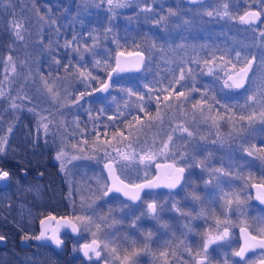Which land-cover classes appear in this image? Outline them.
<instances>
[{
    "label": "snow or ice",
    "instance_id": "snow-or-ice-1",
    "mask_svg": "<svg viewBox=\"0 0 264 264\" xmlns=\"http://www.w3.org/2000/svg\"><path fill=\"white\" fill-rule=\"evenodd\" d=\"M191 4H202L203 0H188ZM108 11L115 13L116 9L126 7L129 0H107ZM139 3L144 5L140 8L142 13H155L156 9L152 6L154 0L150 3L149 0H139ZM256 5H259L258 10H251ZM102 6V5H99ZM250 10L244 11L242 15H234L229 12L228 4L223 5V11H207L205 13L208 17H219L226 18L232 21H237L239 24L247 25L249 29L254 32L258 30L259 37L264 42V29H258L257 22L264 23V0H253V4L248 6ZM159 19L154 20V24L159 26L165 24L171 17L177 16L176 12L169 10L166 15L159 14ZM55 24V21H52ZM187 23V21H185ZM15 36L19 39H23L19 29L22 28L20 23H14ZM110 31V29H109ZM78 36H73L71 40H66L64 48L70 50L72 53H79L80 48L75 47L79 42ZM122 47L121 45H117ZM91 49L87 46L84 47L83 51L87 52ZM228 55V53H226ZM212 59L204 60L205 66H207V75L212 76L213 84L218 85L213 89H209L207 85L204 86L205 90L200 91V88L196 87V68L194 67H179V76H175V69H172L171 78L164 77L155 81L157 87H150L149 84L145 83L143 88L146 92L134 91L133 88L119 87V91L125 93L129 97V102H126V107L130 109L127 112H120L117 109L115 116H108L106 122H99L100 116L92 117L91 110L89 109L90 119L93 120V128L89 132L87 129L81 130L80 134L83 136L85 132L95 133L96 140L93 141L92 151L95 153H102L99 160L97 156L85 157L90 160L105 161L103 168L100 173V178L95 181L87 182V192L90 194L87 197L81 196V209L84 211V215H78L75 211V201L73 200V212L69 215L57 217L49 214L45 218L40 220V232L39 235L34 237L24 236V240L34 239L36 241L50 240L55 246L60 247L64 241L61 239V230H69L71 234L75 235L78 239L84 238L85 235L90 234L92 239L90 242L83 243L79 248H74V252H81L83 257L86 259L87 264H101L111 261V264H136L138 256L147 249L145 244L144 249L137 250L135 245L137 241L135 239L129 240L128 237H120L115 235L111 231H105L101 226L106 224L107 220L115 214L114 209H109L108 216L98 215L101 204H109L119 200L123 214L125 218H132L130 230L139 231L140 221L145 218H151L153 220H159L161 214L168 207L167 202L159 203L155 198L157 194L154 190L157 188H167L169 190L193 187L194 191L191 195L193 202H200L202 205L205 201L201 200V197L196 195L195 185L190 184V181L186 179V172L192 166L190 161H194L195 152L198 151L197 146L193 143L195 141L196 131L190 130L193 125L209 124L211 127L219 129L221 122L223 121H237L244 122L247 124H240L237 132L243 131L246 126L250 127L257 120L264 125V72L258 75L257 68H264V55L259 58L257 64V56L251 55V59L245 54V50L235 51V62L230 57L225 60L224 56L219 57L222 64L213 65ZM84 60L83 56L73 64L72 56H68V63L63 64L65 72H72L74 76L78 77L79 80L84 84L86 91H80L78 95L67 92L65 89L64 98L69 100L68 104H61V94L57 93L55 82L49 83L48 80H43V87L45 89V95H50L51 99L55 100L57 104L62 108H66L70 111L72 108L81 107V101L84 100L85 96H92L94 93H107L111 94V91L119 84L122 74L127 72H140L146 67L147 64L151 63V58L146 57L144 51H117L115 54V64L112 66L105 60L104 66L106 69H110L106 72V78L101 79L99 75H93L92 71H88L82 64ZM7 65H12V72L16 73V66L13 64V57L10 54L4 61ZM53 63L59 68L61 61L59 59L54 60ZM100 61H95L94 68L100 65ZM185 62L181 61V64ZM188 63L199 66L200 61H189ZM231 64V69L228 65ZM242 64L243 66L236 71L237 65ZM199 75L203 76L205 73L203 70L200 71ZM5 80H8V76L5 75ZM60 79V77H57ZM165 80L167 83L165 84ZM98 84L99 87H92V84ZM189 85H191L189 87ZM177 86L181 90L177 91ZM91 89L87 91V89ZM184 89H187L185 91ZM244 90L246 94L243 97L244 102L231 104L224 102L222 99H227L233 91ZM23 91V89H22ZM154 93H156L154 95ZM163 95L161 101L160 94ZM198 93L199 99L193 100V94ZM219 94V95H217ZM10 95V94H8ZM0 97H6L4 91L0 90ZM132 98H135V103H131ZM31 103L32 97L26 93L23 96H17L12 99L9 109H3V101H0V132L3 131V115L6 111L19 110L20 104ZM175 100L176 108L179 111L183 109L188 103H191L193 119L187 121V113L182 115L185 117V123L170 126L169 122H166L160 118L159 109L161 103L164 104L165 108H170ZM211 101V103H210ZM116 102V97H113V103ZM155 103L158 109L157 117L152 118L150 115V107ZM55 107V105L53 106ZM236 109L240 114L237 116L233 109ZM251 109L250 114L248 110ZM134 110L137 113L143 114L144 117H148L147 120H143L142 116L136 114L133 116V121L139 124L137 128L134 123L129 122L126 127L128 130V136H125L124 132L118 127L120 123L128 120V117L132 115ZM29 111L33 112L34 115H39L37 120V132L43 129L45 135V143L51 129L53 127L54 115L51 109L43 111H49V116L46 117L42 114L36 113L35 106ZM107 109H99L100 115H103ZM213 113H215L213 115ZM61 115L63 113H60ZM45 120L48 122L45 123ZM99 122V123H98ZM156 122H159L158 130L155 134L159 137V143L154 138L149 144L147 140H141L139 136L133 138V133L140 132L145 126L152 128L156 127ZM78 123V121H77ZM103 127L104 135L107 136L110 128H115L116 131L112 132V139H100L99 128ZM13 127L9 126L7 132L11 134ZM54 135V134H53ZM166 137V139H164ZM39 139V135L37 136ZM242 144L249 143V137H241ZM126 143L128 151H122L119 147H115V144ZM177 141H187L192 147L191 153L174 151L177 148ZM88 141L83 140L81 143L72 145V150L79 151L81 153L86 151ZM9 148V141L6 135L0 136V158L6 156ZM249 157L255 156L259 159H264V146L257 147L256 144H249V147L243 149ZM158 156H163L165 159H172V163H155ZM61 162L62 169L65 167V161L71 163L72 160L81 159L80 156L68 157L67 151L62 147L57 152L56 157ZM155 163V176L151 175L152 166ZM183 165V166H181ZM202 171H207L210 179L205 181V187L213 185L216 189V194L212 197L211 202L207 207H201L195 217L190 212H183L178 206L179 202L175 201L171 203L169 211H173L179 214L180 217L189 220V224H185L183 228L188 232H195L194 226L191 225V220L200 219L207 225L205 231L198 233L200 237V246L198 250H194L191 246H185L184 251L188 255V260H182L181 264H213L212 255L210 249L215 245L216 248L230 246L232 244V229L239 228L240 239L243 241L240 244L238 250H233L230 253L231 257H238L239 260L235 261V264H257L255 260H249L246 258V254L250 251L260 250L258 264H264V218L257 221L258 226L254 228L256 235H253L250 228L253 226L248 224L246 219H240L236 222L231 220L228 213L240 209L245 204L246 200H251L252 197L248 193L247 189L252 188L256 190V199L264 204V176H261L258 182H252L253 176L244 177L243 175L236 174L235 180H226L225 177L232 175L230 171H225L223 168L208 169L203 162L200 164ZM233 166L228 165L231 169ZM141 169H143V175H141ZM163 169V179L161 176V170ZM106 172V175L104 173ZM190 175V173H189ZM151 177V178H150ZM10 178V172L0 168V181L8 180ZM236 181H243V186L239 190L225 191L222 186H231ZM92 183H95V187H92ZM76 189L73 188L69 192V198L71 199L76 193ZM85 189H79V192L83 193ZM143 194V195H142ZM146 196H152L153 199L149 202L145 200ZM121 197L126 198L122 200ZM243 197V199H242ZM187 199V198H186ZM99 202V203H98ZM131 205L138 207H145L146 211H142L140 215H136L134 208ZM219 207L220 211L217 213L215 207ZM240 216H244L241 211ZM223 217V218H222ZM93 226L95 231H93ZM166 227V226H165ZM183 234V233H182ZM152 233H147L144 237L146 240H151ZM6 237L0 235V242L5 241ZM118 241H121L118 243ZM124 244H128L133 250L129 251L128 248L123 247ZM166 248L171 247V244H166ZM214 250V249H213ZM175 256V252L169 253L164 251L160 253V257L164 259L167 264L168 256ZM175 264V262H173ZM223 264H229V255L226 253L223 259Z\"/></svg>",
    "mask_w": 264,
    "mask_h": 264
},
{
    "label": "rangeland",
    "instance_id": "rangeland-1",
    "mask_svg": "<svg viewBox=\"0 0 264 264\" xmlns=\"http://www.w3.org/2000/svg\"><path fill=\"white\" fill-rule=\"evenodd\" d=\"M101 1L104 2L103 5H108L107 0H19L17 11L15 13H8V15L7 12L10 10L11 6H13L12 3H10L11 1L0 0V46L8 41V45L5 47L6 53L3 52V54H1L0 52V75L2 72L4 77L7 75L9 79L5 80L3 77V80H5L7 85L15 86L16 89H18L16 92L21 96L26 93L28 96L32 97L31 103H23L22 106L19 107V110L12 111V114L9 116L7 114L3 115V136L6 135L9 137V133L7 132L9 126L13 128L16 126L17 133L21 131L22 128L26 127L27 123L31 121L28 119H33V128L35 129L37 127L39 115H34L33 112L29 111V109L34 106L35 111L36 109L38 111L36 113L46 117L49 116V111L41 112V110H52L54 114L52 116L53 127L48 136L47 143H45L43 129H40L39 140L42 141V148L50 149L52 158L60 165L59 169L63 171L68 186L67 194H69L70 190L73 188L77 190L71 199L68 196L70 209H73V200L75 201V208L81 207V196L87 197L90 195L87 192V182L99 179L102 171L101 163L103 160H100L101 162L99 161L98 163L97 161L85 158L95 155L97 156V160H99L100 156L103 155L102 153H95L92 151L93 141L96 140L94 132L90 135L88 132H85L83 136L80 134L81 130L87 129L90 132L93 128V120L90 119L89 109L91 110L92 117L100 116L99 122H106L108 116H115L117 109H119L120 112L130 111V109L126 107V102H129V97L125 93L120 92L119 87H131L134 91L146 92L147 90L143 88L145 83L149 84L150 87H157L155 81L164 77L171 78L172 69H175L174 75L178 77L179 67H177V64L196 68V87L200 88V91L203 92L205 90L204 86L207 85L211 90L214 87H218V85H214V78L206 74L207 66H205L204 60L212 59L213 56L217 59L224 55V59H229L231 57L235 61V51L245 50V54L248 55V58H251L252 54L257 56L258 64L259 58L264 55V42L261 41L258 30L254 32L249 29L247 25H242L237 21L226 18L223 19V26L218 24L210 28V26L199 24L202 19L201 10L207 7L214 8L216 6L215 8L219 7V9H221L223 5L227 3L228 10L231 13V8H234V3L237 4L239 1L240 4L237 6L238 10L236 9L235 13V15L239 16L242 15L244 11L250 10L248 6L253 4V0H203V3L199 5L183 3L182 0H174L177 2L176 4L178 7L174 10L171 9L174 8L173 6L167 5V10L163 15H166L169 10L176 12L178 15L171 17L165 24L156 25L157 30L163 32L165 44L161 43V45L155 47L145 43V56L151 58V63L147 64L144 69L136 74L127 77L122 76L119 84L111 91L110 95L96 96L93 94L90 97L86 95L84 100L81 101V107L72 108L68 111L66 108L60 107L55 100L51 99L50 95H45V89L43 87L44 82L41 80V77L48 80L49 83L55 82L56 91L61 94V104L70 103L69 100L64 98L63 94L65 93V89H67V92L73 93V98L74 95H78L80 91H86L84 84L79 78L74 76L72 72L66 73L62 66L68 63L69 55L72 56L73 64H75L79 57L83 56V52L81 49L79 53H72L70 50H66L63 47L66 42L63 37H65L67 33L72 34L67 40H71L73 36H78L79 31L84 27L83 17H87L91 11H96ZM149 2L151 3L152 0H149ZM164 2L165 0H154L152 6L154 8L160 7ZM143 6L144 5L139 3V0H132L126 7L119 9L132 11L127 21L131 23L132 19H134L133 22L136 23L138 20L142 21L143 17L147 18V20L152 17V13H142L140 11V8ZM252 9L258 10L259 5H256ZM52 21H55V24H53ZM185 21H187V23H185ZM214 21L218 23L219 18L214 17ZM14 23H20L22 25V28L19 29L23 37L22 40L17 38L14 34L16 31ZM257 24L258 29H264V23L257 22ZM229 31L230 34H228ZM57 38H60V44L57 43L56 45L55 39ZM75 47L80 48L79 45H75ZM55 48H58L56 52L54 51ZM58 52H61L63 56L59 68L53 63L54 60L58 59L56 58ZM226 53H228V55H226ZM10 54L13 57V64L16 66V73L12 72V65L4 63ZM216 59L213 60V65L222 64L221 61L217 63ZM196 60L200 61L199 66L188 63L189 61ZM181 61L185 63L181 64ZM242 66V64H238L236 70ZM228 68L231 69L230 64ZM201 70H203L205 75H199ZM256 70L258 75L264 72V68H257ZM57 77H60V79H57ZM75 79L78 80L76 81ZM166 83L167 80H165V84ZM190 86L191 85H189V87ZM179 90L181 89L177 86V91ZM184 90L187 91V89ZM155 94L156 93H154V95ZM164 94L166 93L160 94L161 101L163 100ZM246 94L251 93H245L244 90L233 91L227 99H222L221 102L242 104L244 102L243 97ZM196 95L197 96L193 94L192 103L200 98L198 93ZM113 97H116L115 103H113ZM131 103H135V98H132ZM176 103L177 102L173 100V104L170 108H165L163 103L160 105V118L169 122L170 126L185 123V117L182 115L183 113H187V121L190 122L193 119L191 103H188L179 111L176 108ZM54 105L55 107H53ZM101 108L107 109L103 115L99 113V109ZM131 111L132 115L128 117V120L121 123V128L118 126L119 129L124 132L125 136H128L126 125L129 122L134 123L137 128L140 127L139 124L133 121L134 115L139 114L142 116L143 120L148 119V117H144L141 113H137L134 110ZM149 111L152 118L157 117L158 109L155 103L151 105ZM233 112H235L237 116L240 114L235 108ZM250 112L251 109H249L246 114H250ZM60 113L63 114L61 115ZM214 114L215 113H213V115ZM18 115H20L19 119H17ZM9 117L15 118L14 120H8ZM47 122L48 121L45 120V123ZM210 123L211 122H209V124L193 125V127L190 128V130L198 133L193 142L197 146L198 151L195 152L194 161H190L192 166L185 174L190 184L195 185L196 195L200 196L201 200L205 201V203L202 205L200 202H193L191 200V195L194 191L193 187H184L179 189L180 199L167 197L164 200H160L158 194L156 195L155 198L159 203L167 202L168 204L164 212L174 215L176 212L169 211L171 203L178 201V206L180 207V203L183 201L185 204L180 207L181 211L190 212L192 216L195 217L202 206L207 207L211 202L212 197L216 194V189L213 185L205 187L204 182L209 180L210 176L207 171H202L200 166L201 162H203V165L208 169L223 168L225 171H230L232 175L225 177L224 179L226 180H235L237 173L244 177L251 174L254 178L253 180L258 181L261 176H264V159H259L255 156L249 157L243 150L252 143L256 144L257 147L264 146V125H262L259 120L250 127L246 126L245 129L239 133L237 129L241 123L246 125V121H223L219 129L211 127ZM156 124V127L149 128L145 126L140 132H134L133 138L139 136L141 140H147L149 144H151L152 140L155 138L156 142L159 143V137L155 136L159 127V122H156ZM26 131L29 130L26 129ZM99 131L101 133V140H111L112 132L116 131V129L110 128L107 136L104 135L103 127H100ZM241 137H249V143L242 144ZM14 139L16 140V138ZM164 139H166V137H164ZM83 140L88 141L85 152L81 153L72 150V145L81 143ZM126 143L127 141H125V143L115 144L114 146L119 147L122 151H128ZM62 147L67 151L69 158L80 156L83 159L72 160L71 163L65 161V167L62 169L61 162L55 158L57 152H59ZM177 150L179 152L191 153L192 147L187 141H177V148L174 149V151ZM169 159L172 162V159ZM229 164L233 166L231 169L228 168ZM252 167H257L260 173L258 171L249 170V168ZM91 186L95 187V183H92ZM222 186L225 188V191L239 190L243 186V181H236L232 183L230 187L223 184ZM81 188L85 189L83 193L79 192ZM247 191L249 193L248 189ZM31 193L33 192H29L30 195ZM29 198L32 199L33 197ZM102 206L103 204H101L98 215L108 216L110 208H103ZM104 206L108 205L104 204ZM25 207V210L28 209V215H33L35 213L28 205ZM250 207L249 200H246L242 208L235 210L239 213L242 211L245 216ZM112 209L118 214L123 212L121 204H117L115 207H112ZM81 210L82 209H80L79 215H84V211L82 210L81 212ZM215 211L217 213L220 211L218 206ZM177 215L178 213L176 216ZM244 216L240 217L243 218ZM114 218L115 216L112 215L107 222L112 224ZM181 218L184 219L183 217ZM151 220L154 222V225H156L152 238L157 240L158 246L155 243L156 247L154 249L156 251L151 250L148 260L150 264H162L163 259L160 257V253L165 250L164 247L161 249L160 240L164 238L163 234L165 230L164 226H161L158 220ZM197 220L200 219H193L191 223ZM182 224H184V222H182ZM111 227L112 226L109 225L108 230L106 229L105 231L113 232ZM93 231H95L94 226ZM186 233L189 234L192 232L184 230L183 239ZM86 236L88 238L91 237L90 234ZM166 242L168 241L162 240L161 243L166 245Z\"/></svg>",
    "mask_w": 264,
    "mask_h": 264
},
{
    "label": "trees",
    "instance_id": "trees-1",
    "mask_svg": "<svg viewBox=\"0 0 264 264\" xmlns=\"http://www.w3.org/2000/svg\"><path fill=\"white\" fill-rule=\"evenodd\" d=\"M10 1L13 6H11L7 14L11 12L15 13L19 6V0ZM130 1L132 0H129V2ZM103 3L104 2L101 1L99 5L102 6H99L96 11H91L90 14L87 15V17H83L84 27H82L79 31L78 37L80 39L77 44L80 46V49L83 52L84 60L82 64L88 71H92L93 75H99L101 79L105 78L106 72L109 70L105 68L103 62L107 60L108 63L112 65L114 61V54L116 51L139 50L146 53L145 43H147V41H153L155 42V45L161 43L164 44L163 32L157 30L156 26H153V23L154 20L158 19L159 17V15H157L156 13L164 14L167 10V5L163 4L160 7L155 8L156 12L152 13V17L149 20L143 17L142 21L138 20L135 23L133 22L134 19H132V22L129 23V21L127 20H129L128 18L132 11L118 8L116 9L115 13H111L108 11V5H103ZM239 4V1L237 2V4L234 3V8H231L232 14L235 15L236 9L238 10L237 6ZM215 7H207L206 9L201 10L202 19L199 22L200 25H207L210 26V28L212 26L215 27L218 24L223 26L222 24L224 23L222 18L218 17L219 21L218 23H216L214 21V17L216 16L210 18L205 15L207 11H223V8L219 9V7ZM228 34H230V31L228 32ZM70 35L72 34L67 33V35L63 37V39L67 40ZM59 39L60 38L55 39L56 45L57 43L60 44ZM6 45H8V41L4 42V44L0 46L1 54H3V52L6 53ZM117 45H121L122 47H118ZM85 46L89 47L91 50L87 52L83 51ZM57 49L58 48H55L54 51L56 52ZM56 58H58L62 62V53L58 52ZM95 61H100L101 63L98 67L94 68ZM233 62H235L234 59ZM132 74L136 73L122 74V76L127 77ZM3 77L4 75L2 72L0 75V90L5 92L7 98L0 97V101H3V109H9L12 99L17 97L18 95H21L16 92L18 91V89H16L15 86L7 85L5 80H3ZM75 80L77 81L78 79ZM96 85L97 84L94 83L92 84V87H95ZM90 90V88L87 89V91ZM17 103L20 104L18 100ZM21 106L22 104H20V107ZM36 112H38L37 109ZM4 114H7L9 116L12 114V111H6L4 112ZM14 118L15 117H9L8 120H14ZM19 118L20 115L17 116V119ZM28 120L31 121L27 123V126L22 128L21 131L17 133V127L15 126L12 133L9 134V148L6 157L8 162L16 160V162L18 163V168H22L27 172V175L21 176V178H17L16 174H14V179L12 180V182L15 185L13 183L12 184L13 186H16V181L18 182L20 179L24 180V182L22 181V183L19 184V188L17 189L19 190L18 195L22 196V194H25L29 198V192H33L31 184L32 178L29 175L32 174L35 169L46 172L48 170L47 162L49 161V158L47 156L51 155L52 153L50 152V149L42 148V141L37 139V136L40 135V133L37 132V127L35 129L33 128V119ZM118 126L121 128V123ZM26 129H28L29 131H26ZM3 134L4 130L0 132V136H3ZM14 138H16V140ZM3 158L4 157L0 158V165L5 162ZM2 194V189H0V235H5L7 237V241L3 246H0V264H67L65 258H57L51 255L48 250L31 253L28 252V249L19 248L17 246L16 239L18 235L22 234L23 232L20 227L23 226V224L22 221H20L21 219L19 216L21 215V213H23L25 224L31 225L34 222L35 217L38 215L39 209L38 207L30 204L33 206L31 207V209L33 212H35V214L28 215V209L23 210L19 207V203L17 204L16 202L12 203L11 200L9 201V199L14 196L13 193L7 195L8 199L6 201H4V195ZM16 219L17 222L20 221L18 223L19 225L17 224ZM71 260L78 261L79 258H73Z\"/></svg>",
    "mask_w": 264,
    "mask_h": 264
},
{
    "label": "flooded vegetation",
    "instance_id": "flooded-vegetation-1",
    "mask_svg": "<svg viewBox=\"0 0 264 264\" xmlns=\"http://www.w3.org/2000/svg\"><path fill=\"white\" fill-rule=\"evenodd\" d=\"M182 2L183 3H189L188 0H182ZM176 3L177 2H175L174 0H165L164 5L173 6L174 8H171V9L175 10V8L178 7V5ZM158 19H159V17H158ZM153 26L155 27L156 25L153 24ZM147 43L151 44L152 46H155V47H157V45L158 46L161 45V44H157V43H156L157 45H155V42L150 41V40L147 41ZM225 60H227V59H225ZM219 61H221V60L219 58H217L216 62L219 63ZM221 62L223 63V61H221ZM113 63H114V61H113ZM196 94L197 93H194L195 96H197ZM47 157L49 158V161L47 162L48 170L45 172V171H42L39 169H35L33 171V173L29 175L32 178L31 184H32V188H33V193H31V195H30V197H33L32 199H29L28 197H24V196H26L25 194H22V196L18 195L19 190H17V189L19 188V184L22 183V181L24 182V180L20 179L18 182L16 181V186H13L14 183L12 182V180L14 179L13 178L14 174H16L17 178H21V176L27 175L26 174L27 172L24 169L18 168V163L16 162V160L8 162L7 157L4 156L3 160L5 162L0 165V168H3L4 170H7L10 172V178L8 180H6L5 184L0 185V189H2V192H3L2 195H4L3 196L4 201H6L8 199L7 195L13 193L14 196H12L11 198L9 196V198H10L9 201L11 200L12 203H14V202H16L17 204L19 203L18 204L19 207L22 208L23 210H25L26 205H28L29 207L36 206L39 209L38 210L39 212L37 211L38 215L35 217V220L31 225L25 224V221L23 219V217H24L23 213H21V215L19 216L21 219L20 221H22V224H23V226H20L21 230H23V232H22V234L18 235V237L16 239V244L19 248L28 249V252H31V253L32 252H38V251L41 252L43 250H48L51 255H53L57 258H61V257L65 258L67 264H87L86 259L83 257V254H81V252H79V251L74 252L73 249L79 248V246L81 244L88 242L90 239H92V237L88 238L85 235L84 238L78 239L75 235L71 234L70 231L66 230V229L61 230V239L64 241V243L60 247L55 246L53 243L52 244L51 243L50 244L49 243H39V242L33 241L32 239H28L27 244L24 246H20L18 244L19 239L23 238L26 235L29 237L36 236V234L38 233V230H39L38 221L42 216H44L46 214H52V215L59 217V216L69 215L73 212V209H70V203L68 200L69 194H67L68 186H67V183L65 180L64 173H63V171H61L59 169L60 165L57 163V161H55V159L52 158V154L48 155ZM82 159L83 158H81L79 160H82ZM158 161H168V162L172 163L170 159H165L163 156H158L157 160L155 162H158ZM103 162L101 163L102 168H103ZM36 165H37V163H36ZM249 170L258 171V172L260 171L257 167L256 168H253V167L249 168ZM154 173H155V169H154V164H153L151 175L153 176ZM104 175H105V173H104ZM141 175H143L142 169H141ZM252 182H258V180H253ZM179 189L180 188H177L174 190H169V189H165V188H157L154 190V193L158 194V197L160 198V200H164L167 197H169V198L174 197L176 199H180L181 196L179 195ZM248 190H249V194L251 195V189L248 188ZM121 199L126 200V198H124V197H121ZM152 199H153L152 196H146L145 197V200L149 201V202ZM114 202L106 204L108 206H104V204H103L102 207L112 209V207H115L117 204H120L119 200L114 201ZM249 203H250L251 207H250L249 211L246 212V215L243 218H241L239 216V212L237 210H235L234 212L230 211L228 213V215L231 218V220H233L234 222H236L240 219H246L248 224L253 226L252 228H250L251 233L253 235H256L257 233L254 230V228L258 226L257 221H259L261 218H264V207L258 205L252 199L249 200ZM30 204H32L33 206ZM184 204L185 203L182 201L180 203V207H182ZM130 207L134 208L137 216L140 215V213L142 211H146V206L141 208V207H138L136 205H131ZM80 209H81L80 206L78 208H75L76 214L79 215ZM215 209H216V207H215ZM17 212H19V211H17ZM81 212H82V210H81ZM258 213H259V216H258ZM176 214L177 213L172 215L170 213L163 212L161 214V218L158 220L159 224H161V226H164V230H165V232L163 234L164 238L163 239L161 238V240H160L161 249L164 247V250L168 251L169 253H172L175 250V256H172V255L168 256L167 264H173V262H175V264H181L182 260H185V261L188 260V255L184 251L185 246L186 245L191 246L194 250H198L200 243H201L198 233L205 231L207 228V225H205L202 220L194 221L191 224H192V226H194L195 232H192L189 234L186 233V236L183 239L184 234H182V233L185 230L183 228V226L185 224H188L189 220L185 219V218L182 219L179 216V214L177 216H176ZM114 216H115V218H114L112 224L107 222L106 224L102 225L101 227L104 230H106V229L108 230V227L110 225V226H112L111 230L113 231V233L115 235H118L122 238L126 236L129 238V240L135 239L137 241V243L135 245V248L137 250L144 249L145 244H147V246H148L147 249L144 250L138 256L136 264H150V262L148 260V258L150 257V252H151V250H155L154 248L156 247V245L158 246V242H157V240H155L153 238L151 240H146V239H144V237L147 236V233H149V232H151L153 235V232L156 229V225H154V222L151 220V218L142 219L140 221V230L137 232V231L130 230L131 220L134 219V217L125 218L123 212L121 214H118L116 211H115ZM20 221L17 222V219H16L17 224ZM182 222H184V224H182ZM232 232H233V236H232L233 242L230 246L226 245L225 247L216 248V246L214 245L210 249L213 264H223V259L225 258L226 253L229 255V264H235V261L239 260L238 257H231L230 256L231 251L238 250L239 246L241 244V239H240V235H239V228L237 227V228L232 229ZM162 240L168 241V242H166V244H171V247L166 248L165 245L161 243ZM6 241H7V237H6L5 241L3 242V244L0 246H3L6 243ZM120 242L121 241H118V243H120ZM155 243H156V245H155ZM123 247L128 248L129 251L133 250L131 247H129L128 244H124ZM259 252H260L259 249H257L254 252L250 251L249 253L246 254V258L249 260L258 261L259 260ZM73 258H79V260L78 261L71 260ZM101 264H105V262L102 261ZM107 264H111V261H108ZM162 264H165L164 259H163Z\"/></svg>",
    "mask_w": 264,
    "mask_h": 264
},
{
    "label": "water",
    "instance_id": "water-1",
    "mask_svg": "<svg viewBox=\"0 0 264 264\" xmlns=\"http://www.w3.org/2000/svg\"><path fill=\"white\" fill-rule=\"evenodd\" d=\"M251 10H255V9H251ZM118 51H120V50H118ZM132 51H139V50H132ZM117 52V51H116ZM116 52H115V54H116ZM125 52H127V51H125ZM115 54H114V63H113V65L112 66H114V64H115ZM249 59H251V58H249ZM110 70V69H109ZM108 70V71H109ZM236 71H239V69H237ZM128 73H136L135 71H133V72H127V73H124V74H128ZM105 78H106V76H105ZM104 78V79H105ZM95 87H99V85L97 84ZM107 93H94V95H96V96H104V95H106ZM105 162V161H104ZM103 162V163H104ZM155 163H160V164H165V163H170V162H168V161H158V162H155ZM155 163H154V169H155ZM155 174H156V172L154 173V175L153 176H155ZM105 175H106V172H105ZM161 176H162V179H163V169L161 170ZM151 178V177H150ZM5 182H6V180H4V181H0V185H3V184H5ZM161 188H164V187H161ZM165 189H167V188H165ZM251 189V197H252V200L254 201V202H256L258 205H260V206H262V207H264V204H262L259 200H257L256 199V190L255 189H252V188H250ZM174 190V189H173ZM49 214H46V215H44V216H42L40 219H39V221H38V227H39V230H38V233L36 234V235H39V232H40V220L41 219H43V218H45L46 216H48ZM60 217V216H59ZM33 241H36V240H34V239H32ZM91 240V239H90ZM90 240L88 241V242H90ZM4 242V241H3ZM3 242H0V245H2L3 244ZM36 242H39V243H51L52 244V242L50 241V240H42V241H36ZM243 243V241L241 240V244ZM18 244L20 245V246H24V245H26L27 244V240H24L23 238H20L19 239V242H18ZM82 254V253H81ZM257 264H258V261H257Z\"/></svg>",
    "mask_w": 264,
    "mask_h": 264
}]
</instances>
